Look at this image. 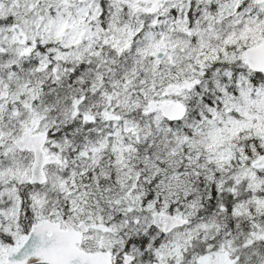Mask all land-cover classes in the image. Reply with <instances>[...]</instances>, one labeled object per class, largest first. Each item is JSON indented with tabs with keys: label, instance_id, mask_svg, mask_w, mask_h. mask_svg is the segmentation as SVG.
Returning <instances> with one entry per match:
<instances>
[{
	"label": "snow or ice",
	"instance_id": "6c2138e0",
	"mask_svg": "<svg viewBox=\"0 0 264 264\" xmlns=\"http://www.w3.org/2000/svg\"><path fill=\"white\" fill-rule=\"evenodd\" d=\"M0 264H264V0H0Z\"/></svg>",
	"mask_w": 264,
	"mask_h": 264
}]
</instances>
